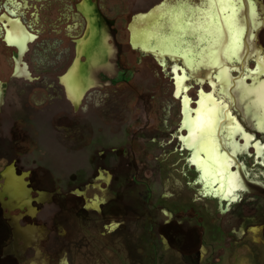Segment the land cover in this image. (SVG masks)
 Here are the masks:
<instances>
[{"label": "flooded vegetation", "instance_id": "af4514ba", "mask_svg": "<svg viewBox=\"0 0 264 264\" xmlns=\"http://www.w3.org/2000/svg\"><path fill=\"white\" fill-rule=\"evenodd\" d=\"M187 1L175 5L194 10H185L186 18L203 6V0ZM252 3L259 16L255 22H262L260 27L264 28V0ZM168 5L173 4L167 0H0V189L4 184L1 173L8 168L9 178L23 187L29 199L22 208L12 210L0 203V264H146L147 246L151 244L146 245L145 214L139 212L131 218L127 197L131 189L140 193L156 189L145 182L140 162L152 153L158 160L152 148L161 146L160 140L167 135L168 143L174 142V150L184 156L189 171L198 174L199 195L224 203L219 215L230 212L227 207L231 200L221 199L217 187L200 178V170L193 163L196 150L189 144L190 129L185 127L200 105V90L206 96L211 93L215 70L203 66L190 70L182 55L171 57L157 50L135 48L131 40L136 20ZM241 5L244 49L235 67L227 63L231 73H236L233 79L245 76L255 68V60L264 58L263 37L259 40L258 28L247 18V3ZM259 41L263 46L256 44ZM167 60L173 66L166 68ZM174 69L178 74L185 70L187 78L191 74L185 81L184 115L180 109L182 95L179 100L173 91ZM164 80L170 82V98L177 102L176 127L171 132L167 124L158 125L154 116L159 104L166 101ZM250 80L246 76L248 84ZM192 89L194 97L189 96ZM213 91L214 98L222 96L215 88ZM134 102L140 115L130 120L129 105ZM231 111L252 137L247 149L242 148L244 139L238 135L235 141L239 150L233 151L229 144H221L220 149L243 186L238 190L244 196L236 199L233 218L239 232L237 245L245 247L241 241L253 234L251 242L263 246L264 213L242 205L257 196L264 199V183L249 178L238 157L251 158V165L264 178V131L257 130L238 105L231 106ZM47 144L59 145V155L75 161L73 173H50L43 161L56 156L40 152V146ZM156 171L161 173L160 165ZM196 182L188 183V187ZM172 207L170 221L159 224L155 235L159 233L170 247L192 252L197 245L194 241L202 239V233L196 232L202 227L194 225V212L188 205L185 209L178 204ZM256 214L261 216L258 221ZM245 220L256 221L243 231ZM155 221L156 217L147 231L156 228ZM216 228L220 229L219 223Z\"/></svg>", "mask_w": 264, "mask_h": 264}, {"label": "bare ground", "instance_id": "6f19581e", "mask_svg": "<svg viewBox=\"0 0 264 264\" xmlns=\"http://www.w3.org/2000/svg\"><path fill=\"white\" fill-rule=\"evenodd\" d=\"M202 2L201 6H203L197 8V11L188 18H186L187 13L185 10L188 9L190 12L194 10L189 9L188 6L175 5H168L167 9L141 17L132 25L131 40L135 48L140 47L143 50H149V52L150 50H157L161 54L182 55L183 58L181 59L184 61V65L190 68V70L200 68L201 66L215 70L216 83L210 82L213 86V89H210L211 93L206 96L200 90L198 94L201 97L200 105L197 108L195 116L192 119L190 118L191 120L186 121L185 127L190 129L189 144L194 146L196 150L193 163L200 170V178L204 180V183L210 184L213 187L215 185L217 187L216 194H219L221 199H233L234 192L243 186L238 174L236 177L231 172L228 156L225 152L221 153V144H229L233 151H237L240 146L235 141L236 135L244 139V145L242 146L244 149L248 148L247 146L252 138L242 128L237 118L232 116L230 110L233 105H238L241 108L242 115L246 119L250 117V121L257 130L264 131V119H262L264 111H261L258 105V101L264 96V77L260 80V76L264 75V59L263 57L258 58L255 60V68L252 71L244 74L245 76L242 75L243 77L233 79L231 77V67L227 66V63L230 62L235 67V61L241 57L244 49L245 21L241 13L242 2L236 8L237 23L235 24L230 19L232 17V10L227 5L216 3L210 7L205 0ZM257 16L253 5L247 3V18L250 22L252 21L255 28H259L263 24L262 22H255ZM206 19L209 21L208 23H205ZM238 29L241 31L239 43L237 44L233 37L236 35ZM247 44L249 45V43ZM173 71V91L175 96H179V99H181L180 96L182 95L180 109L184 115V108H186L185 99L187 97L185 89L186 72L183 70L181 74H178L175 69ZM189 75L191 76L190 73ZM246 76L252 79L250 80L251 84L247 83ZM206 80L210 81L208 78ZM214 88L216 92L219 91L222 94L221 97L217 96L219 99L213 97ZM230 92L232 95H230ZM220 133L222 135L219 137ZM255 147H257V152L260 153L261 149L257 145ZM200 152L204 153L203 157L200 156Z\"/></svg>", "mask_w": 264, "mask_h": 264}, {"label": "rangeland", "instance_id": "374dc122", "mask_svg": "<svg viewBox=\"0 0 264 264\" xmlns=\"http://www.w3.org/2000/svg\"><path fill=\"white\" fill-rule=\"evenodd\" d=\"M250 4H252L255 9L254 3L251 2ZM260 28L257 30L258 38L260 40L261 37H263L264 40V28H261V30ZM256 44L258 46L262 45L260 41L256 42ZM165 64L167 65L166 68H169L173 66L174 63H170L167 60ZM180 65V63L177 64V66L181 67ZM247 67L249 70L252 69V61L248 62ZM165 72L168 73V70ZM232 75L236 76V73L233 72ZM162 89L165 90L167 97L164 99L166 101H162L159 104L157 113H155L154 116L158 125L163 126L167 124L171 127L168 129V132H171L176 127L173 122L177 120V118H175V115H177V102L170 98L171 84L169 81H163ZM185 89L187 94V88L185 87ZM203 91L207 92L208 88L203 86ZM194 93L195 89L190 90L189 96L191 95L194 97ZM176 97L179 99V96ZM134 104L135 102L129 105L131 112L130 120H135L140 115L139 111L133 106ZM191 108H194L193 105H191ZM232 116H235L239 121L241 120L235 112H233ZM247 120L250 121V117ZM169 140L167 135V137L160 140L161 146H156L155 149L152 148V150L156 152L158 160L154 159L155 154L152 153L145 155L143 161L140 162L145 170V182L155 185L156 189L153 192L144 191L142 193L131 189L127 197L130 204L131 218H136L139 212L142 213V215L145 214L146 225L144 228L147 233L145 236L146 245L151 244L147 246L146 264H264V245L261 246V244L257 246L253 244L251 242L254 236L253 234H247L245 237L247 241H241V243H246L245 247L237 245V234H239V232H237V227L234 228L235 222L233 218L237 214V208L235 206L236 199L244 196V192H239V190L236 191L233 194L234 198L230 199L231 201L227 207V210L231 208L230 212L228 214L219 215V211L225 208V204L219 202L217 198L211 196L201 197L199 195L201 187L196 182L198 181V174L189 171L183 159L184 156H181L180 152L174 150V142L169 144ZM58 147L59 145L57 144L40 146V152L55 154L56 156H48V158L52 160H45L43 163L47 165L50 173L54 176H63L73 173L76 169L75 161L64 159L60 156L59 154L61 151ZM181 153L184 154V152ZM238 159L241 163L245 164L246 170L250 173L249 178L264 183V178L259 174V169L251 165L254 162L251 158L240 155ZM257 161L262 162L260 159ZM158 165H160L161 173L156 171ZM255 172L257 175L254 174ZM193 181L196 183L192 185V188L188 187V183L191 184ZM147 195H149V198L147 199V203H144L143 199H145ZM140 197L144 198L140 199ZM175 204H178L181 208L183 206L184 208L182 209H185L188 205L189 209L194 212V225L198 224V226L202 227L196 230L198 234L202 233V239L194 241L197 245L192 252H187L185 249L179 250L174 246L170 247L164 237L160 238L159 233L155 235L159 224L163 225L170 221L171 210H173L172 206H175ZM242 207H253L258 209L257 211H259V213H264V199L257 196L252 202L248 200ZM255 216L257 217V221L261 219V216H258V214ZM155 217L157 218V221H155L156 228L147 231V227L152 223ZM196 221L198 223H196ZM227 221H230L231 224H227ZM255 221L256 220L242 221V230L246 231L248 223H255ZM218 223L220 225L219 230L216 228ZM230 232L236 234H229ZM198 250L200 251L197 255ZM259 251L261 252L260 254H258ZM241 257L245 258L239 259Z\"/></svg>", "mask_w": 264, "mask_h": 264}, {"label": "water", "instance_id": "95a60500", "mask_svg": "<svg viewBox=\"0 0 264 264\" xmlns=\"http://www.w3.org/2000/svg\"><path fill=\"white\" fill-rule=\"evenodd\" d=\"M7 170L8 168L4 169L1 173V176L4 179V184L0 189V203L8 210L22 208L29 201V199H26L28 193L22 186H19L15 180L9 178ZM4 198H6V201H4Z\"/></svg>", "mask_w": 264, "mask_h": 264}, {"label": "snow or ice", "instance_id": "6c2138e0", "mask_svg": "<svg viewBox=\"0 0 264 264\" xmlns=\"http://www.w3.org/2000/svg\"><path fill=\"white\" fill-rule=\"evenodd\" d=\"M167 2L173 4V5H176L178 3H184L186 4L187 3V0H167ZM205 2L211 7L212 5L216 4V3H219V4H222V5H227L229 8H231L232 10V17L230 18L232 20V22L235 24L237 23V20H236V16H237V12H236V8H237V5L241 2H246V3H251L252 0H205ZM209 21L206 19L205 20V23H208ZM207 30V29H205ZM240 31L241 30H237L236 31V35L233 37L234 41L238 44L239 43V35H240ZM258 105H259V108L261 109V111H264V96H262L260 98V100L258 101ZM262 119H264V117H262Z\"/></svg>", "mask_w": 264, "mask_h": 264}]
</instances>
